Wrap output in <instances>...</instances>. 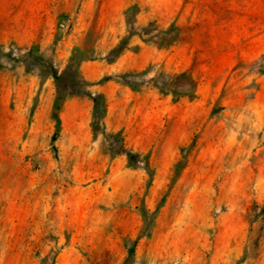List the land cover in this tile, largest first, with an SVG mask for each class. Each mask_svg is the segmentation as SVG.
<instances>
[{"label": "rangeland", "instance_id": "rangeland-1", "mask_svg": "<svg viewBox=\"0 0 264 264\" xmlns=\"http://www.w3.org/2000/svg\"><path fill=\"white\" fill-rule=\"evenodd\" d=\"M0 264H264V0H0Z\"/></svg>", "mask_w": 264, "mask_h": 264}, {"label": "trees", "instance_id": "trees-1", "mask_svg": "<svg viewBox=\"0 0 264 264\" xmlns=\"http://www.w3.org/2000/svg\"><path fill=\"white\" fill-rule=\"evenodd\" d=\"M74 52L78 51V49L73 50Z\"/></svg>", "mask_w": 264, "mask_h": 264}]
</instances>
